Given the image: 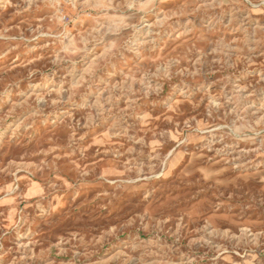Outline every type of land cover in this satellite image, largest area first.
Masks as SVG:
<instances>
[{"label": "rangeland", "instance_id": "374dc122", "mask_svg": "<svg viewBox=\"0 0 264 264\" xmlns=\"http://www.w3.org/2000/svg\"><path fill=\"white\" fill-rule=\"evenodd\" d=\"M0 264H264V0H0Z\"/></svg>", "mask_w": 264, "mask_h": 264}]
</instances>
